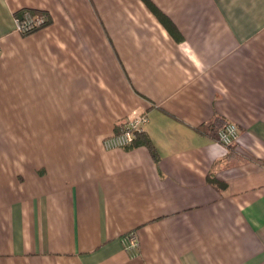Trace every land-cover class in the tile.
<instances>
[{
	"label": "crops",
	"instance_id": "0c3cea01",
	"mask_svg": "<svg viewBox=\"0 0 264 264\" xmlns=\"http://www.w3.org/2000/svg\"><path fill=\"white\" fill-rule=\"evenodd\" d=\"M150 1L0 0V264H264V0Z\"/></svg>",
	"mask_w": 264,
	"mask_h": 264
},
{
	"label": "built area",
	"instance_id": "2783aa9c",
	"mask_svg": "<svg viewBox=\"0 0 264 264\" xmlns=\"http://www.w3.org/2000/svg\"><path fill=\"white\" fill-rule=\"evenodd\" d=\"M47 18L31 10H24L21 15L15 17L16 30L23 35L33 33L44 27ZM147 122V116L144 114L134 115L128 118L126 125L120 130L104 139V145L108 149L125 147L132 144L140 133L144 131V125ZM239 129L237 125L227 122L219 131L217 140L227 146L234 145L239 138ZM127 251L138 250L139 239L135 233L127 235L125 240Z\"/></svg>",
	"mask_w": 264,
	"mask_h": 264
},
{
	"label": "trees",
	"instance_id": "16d2710c",
	"mask_svg": "<svg viewBox=\"0 0 264 264\" xmlns=\"http://www.w3.org/2000/svg\"><path fill=\"white\" fill-rule=\"evenodd\" d=\"M145 2L147 3V5L154 11V13L157 15V17L160 19L161 22H163L166 27H168L170 29V31H174L172 23L170 21V19L160 10L158 9L150 0H145ZM24 12V11H23ZM22 12V13H23ZM227 123V121H224V119L220 118V117H215L214 119H212L211 121H209L207 124H205L204 126H202V129L204 131L207 130H211L212 131V135L214 137H218V131ZM143 134L140 133L139 136ZM235 145V144H234ZM234 145H231L229 147H233ZM210 182L215 184L218 187H223V185H225L223 182L219 181L218 179L214 178V177H210L209 178Z\"/></svg>",
	"mask_w": 264,
	"mask_h": 264
},
{
	"label": "rangeland",
	"instance_id": "374dc122",
	"mask_svg": "<svg viewBox=\"0 0 264 264\" xmlns=\"http://www.w3.org/2000/svg\"><path fill=\"white\" fill-rule=\"evenodd\" d=\"M35 12V11H34ZM39 14H42V15H44L46 18H47V22H48V19H49V17H48V15L46 14V13H43V12H38ZM46 22V23H47ZM31 34V33H30ZM29 35V34H28Z\"/></svg>",
	"mask_w": 264,
	"mask_h": 264
}]
</instances>
